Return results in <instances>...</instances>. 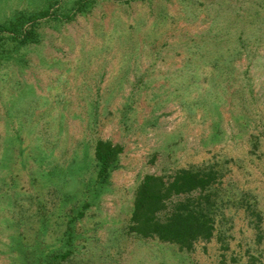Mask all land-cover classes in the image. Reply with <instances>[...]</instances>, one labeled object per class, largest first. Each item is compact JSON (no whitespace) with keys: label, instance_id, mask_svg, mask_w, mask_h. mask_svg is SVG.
Returning <instances> with one entry per match:
<instances>
[{"label":"rangeland","instance_id":"obj_1","mask_svg":"<svg viewBox=\"0 0 264 264\" xmlns=\"http://www.w3.org/2000/svg\"><path fill=\"white\" fill-rule=\"evenodd\" d=\"M98 139L122 147L105 182ZM180 169L215 180L158 218L208 194L212 237L130 233L144 175ZM250 261L264 264V0H0V264Z\"/></svg>","mask_w":264,"mask_h":264},{"label":"trees","instance_id":"obj_2","mask_svg":"<svg viewBox=\"0 0 264 264\" xmlns=\"http://www.w3.org/2000/svg\"><path fill=\"white\" fill-rule=\"evenodd\" d=\"M121 151L119 144L109 140L98 139L95 142L99 182H105L109 172L117 166ZM214 180L212 170L180 169L168 181L159 175H144L135 191L128 231L142 237L177 243L180 248L186 249H190L196 240H209L214 227L212 201L208 194H201L196 202H175L163 220L158 218V213L167 209V202L172 196L203 191Z\"/></svg>","mask_w":264,"mask_h":264}]
</instances>
